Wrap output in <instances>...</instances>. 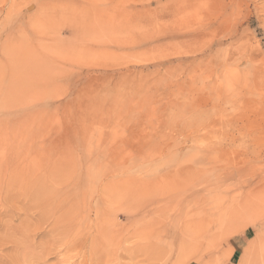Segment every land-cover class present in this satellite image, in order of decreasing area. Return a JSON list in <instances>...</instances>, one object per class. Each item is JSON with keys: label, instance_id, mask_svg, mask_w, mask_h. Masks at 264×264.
I'll return each mask as SVG.
<instances>
[{"label": "rangeland", "instance_id": "obj_1", "mask_svg": "<svg viewBox=\"0 0 264 264\" xmlns=\"http://www.w3.org/2000/svg\"><path fill=\"white\" fill-rule=\"evenodd\" d=\"M97 261L264 264V0H0V264Z\"/></svg>", "mask_w": 264, "mask_h": 264}, {"label": "bare ground", "instance_id": "obj_2", "mask_svg": "<svg viewBox=\"0 0 264 264\" xmlns=\"http://www.w3.org/2000/svg\"><path fill=\"white\" fill-rule=\"evenodd\" d=\"M11 157H12V156H11ZM12 160H14V159H12ZM31 167H33V166L31 165ZM24 174H25V173H24ZM24 174H23V175H24ZM26 175H27V174H26ZM21 178H22V177H21ZM23 178H25V177H23ZM26 178H29V177H26ZM26 178H25V180H26ZM28 180H31V179H28ZM55 180H56V179H55ZM59 180H60V179H58V182L56 181L57 184L61 183V182H59ZM63 180H64V179H63ZM112 180H113V179H112ZM49 181H50V180H49ZM46 182H47V181H46ZM28 183H30V181H28ZM28 183H27V185H28ZM31 183H32V182H31ZM31 183H30V184H31ZM33 183H34V182H33ZM50 183L52 184V182H50ZM56 183H53V184L55 185ZM75 183H76V182H75ZM25 184H26V183H25ZM27 185H26V186H27ZM32 185H33V184H32ZM36 185H39V182H38V184H37V182H36ZM36 185H34V186H36ZM44 185H46V184H44ZM101 185H102V184H101ZM26 186L24 185L25 188H26ZM28 186H29V188H30V185H28ZM32 187H33V186H32ZM32 187H31V188H32ZM36 187H37V186H36ZM45 187H47V185H46ZM50 187L53 189L52 186H50ZM69 187H70V186H69ZM75 187H76V185H75ZM109 187H110V186H109ZM21 188H22V187H21ZM27 188H28V187H27ZM29 188H28V189H29ZM51 188H48V189H49V190H52ZM55 188L57 189V187H55ZM34 189H36V188H34ZM34 189H33V190H34ZM46 189H47V188H46ZM67 189H68V188H67ZM70 189H71V187H70ZM75 189H76V188H75ZM21 190H22V189H21ZM23 190H24V189H23ZM40 190H41V189H40ZM40 190H39V191H40ZM49 190H48V191H49ZM65 190H66V189H65ZM28 191H30V190H28ZM39 191H38V192H39ZM46 191H47V190H46ZM61 191H63V190H61ZM61 191H60V192H61ZM25 192H26V191H25ZM30 192H31V191H30ZM49 192L51 193V191H49ZM49 192H48V194H49ZM23 193H24V191H23ZM44 193H45V192H44ZM53 193H54V192H53ZM73 193H74V192H73ZM36 194H37V192H36ZM40 194H41V193H40ZM42 194H43V193H42ZM45 194H46V193H45ZM51 194H52V193H51ZM51 194H50L51 197L54 196L53 194H52V195H51ZM54 194H55V193H54ZM56 194H57V192H56ZM61 194H63V193L61 192ZM32 195H33V191H32ZM32 195H31V197H32ZM57 195H58V194H57ZM57 195H56V196H57ZM59 195H60V193H59ZM34 196H35V195H34ZM37 196H39V195H36L35 197H37ZM42 196H44V195H40L39 197L42 198ZM46 196H47V195H46ZM35 197H32V198H35ZM26 198H27V197H26ZM44 198H45V197H43L42 199H44ZM54 198H55V197H54ZM74 198H77V197H74ZM27 199H28V198H27ZM51 199L53 200V198H51ZM35 200H37V199H35ZM39 200H40V199H39ZM56 200H57V199H56ZM66 200H67V199H66ZM75 200H76V199H75ZM24 201H25V200H24ZM37 201H38V200H37ZM53 201H54V200H53ZM57 201H60V199H58ZM42 202H43V201H42ZM48 202H49V201H48ZM75 202H76V201H75ZM39 203H40V202H39ZM49 203H50V202H49ZM58 203H59V202H58ZM67 203H69V202H67ZM72 203H73V202H72ZM41 204H42V203H41ZM43 204H44V203H43ZM53 204H54V203H53ZM69 204H70V203H69ZM73 204H74V203H73ZM85 204H86V203H85ZM35 205H36V204H35ZM35 205H34V206H35ZM37 205H38V204H37ZM48 205H49V204H48ZM54 205H56V204H54ZM79 205H81V204H79ZM40 206H44V209H46L45 207H47V206H45V205H40ZM67 206H68V205H67ZM67 206H66V208H68ZM52 207L54 208L55 206L52 205ZM70 207H71V206H70ZM72 207H73V205H72ZM79 207H80V206H79ZM34 208H36V207H34ZM50 208H51V207H50ZM55 208H56V207H55ZM57 208H59V207H57ZM77 208H78V207H77ZM40 209H41V208H40ZM40 209H39V210H40ZM48 209H49V206H48ZM68 209H69V208H68ZM32 210H33V209H32ZM37 210H38V209H37ZM37 210H36V211H37ZM42 210H43V209H42ZM51 210H52V209H51ZM76 210H77V209H76ZM26 211H27V210H26ZM46 211H47V210H46ZM48 211H49V210H48ZM48 211H47V212H48ZM66 211H67V209H66ZM69 211L71 212V209H69ZM73 211H74V209H73ZM70 212H69V213H70ZM74 212H76V211H74ZM39 213H40V212H39ZM43 213H44V212H43ZM69 213L66 212L65 215H66V214H69ZM26 214H27V213H26ZM43 215H44V214H43ZM47 215H48V213H47ZM75 215H76V214H75ZM66 216H68V215H66ZM69 216H70V214H69ZM48 217H49V216H48ZM70 217H71V216H70ZM72 217H73V216H72ZM45 218H46V217H45ZM75 218H76V217H75ZM65 219L68 220L67 217H65ZM70 219H71V218H70ZM76 219H77V218H76ZM105 219H106V218H105ZM72 221H73V220H72ZM75 221H76V220H75ZM75 221H73V223H74ZM103 221H104V220H103ZM105 221L107 222V219H106ZM105 221H104V222H105ZM65 222H66V221H65ZM65 222L63 223V225L61 224V226H64V224H66V223L68 224V222H66V223H65ZM70 222H71V220H70ZM98 222H99V220H98ZM98 222H97V223H98ZM157 223H158V222H157ZM67 224H66V225H67ZM100 224H101V221H100ZM68 225H69V224H68ZM71 225L73 226V224H70L69 226H71ZM76 225H77V221H76ZM97 225H98V224H97ZM159 225H160V224H159ZM57 226H58V225H57ZM69 226H68V228H69ZM72 226H71V227H72ZM14 227H15V226H14ZM59 227H60V226H59ZM59 227H58V228H59ZM75 227H77V226H75ZM75 227H74V228H75ZM64 228H65V227H64ZM68 228H67V231L69 230ZM18 229H19V228H18ZM55 229H56V228H55ZM64 230H66V229H64ZM71 230L73 231V229H71ZM75 230H76V228H75ZM154 230H155V229H154ZM29 231H30V228H29ZM22 232H23V231H22ZM64 232H65V231H64ZM71 233H72V232H71ZM99 233H100V232H99ZM64 234H65V233H64ZM67 234L70 235L69 232H67ZM134 234H135V233H134ZM12 235H13V234H12ZM103 235H104V233H103ZM146 236H147V235H146ZM22 238H23V237H22ZM22 238H21V240H22ZM97 239H98V238H97ZM99 239H100V238H99ZM17 241H18V240H17ZM28 242H30V241H28ZM49 242H50V241H49ZM55 242H56V241H55ZM72 242H73V241H72ZM75 242H76V241H75ZM145 242H146V241H145ZM63 244H65V243H63ZM69 244L72 245L71 242H70ZM45 245H46V244H45ZM75 245H76V244H75ZM43 246H44V245H43ZM66 246H67V245H66ZM82 246H83V245H82ZM119 246H120V245H119ZM19 247H20V246H19ZM19 247H18V248H19ZM21 247H22V246H21ZM53 247H54V246H53ZM98 247H99V246H98ZM102 247H103V249L106 251V249H107L109 246L107 245L106 248H105V246L102 245ZM22 248H23V247H22ZM75 248H76V247H75ZM89 248H91V247H89ZM116 248H117V247H116ZM118 248H119V247H118ZM118 248H117V250H118ZM46 249H47V248H46ZM57 249H58V248H57ZM91 249L94 250L93 247H92ZM91 249H90V250H91ZM97 249H98V248H97ZM97 249H96V250H97ZM103 249H102V251H103ZM110 249H111V248H110ZM110 249H108V250H110ZM121 249H122V248H121ZM121 249H120V251H121ZM128 249H129V248H128ZM20 250H21V249H20ZM100 250H101V248H100ZM100 250H99V252H100ZM108 250H107V251H108ZM122 250H123V249H122ZM42 251H43V250H42ZM46 251H47V250H46ZM60 252H61V251H60ZM82 252H83V251H82ZM50 253H51V252H50ZM92 253H93V252H92ZM97 253H98V252H97ZM100 253H101V252H100ZM100 253H98V254L101 255ZM102 253H103V252H102ZM126 253H128V252L126 251ZM132 253H133V252H132ZM93 254H95V253H93ZM93 254H92V255H93ZM41 255H42V254H41ZM46 255H47V254H46ZM116 255H117V254H116ZM149 255H150V254H149ZM80 256H81V255H80ZM80 256H79V257H80ZM96 256H97L96 259L99 258L98 255H96ZM137 256H138V255H137ZM83 257H84V256H83ZM93 257H95V256H93ZM89 258H90V257H89ZM104 258H105V257H104ZM8 259H9V258H8ZM86 259H87V258H86ZM93 259H94V258H93ZM101 259H102V258H101ZM101 259L99 258V261H100ZM99 261H97V262H95V263L97 264ZM19 262H20V261H19ZM104 262H105V261H104ZM104 262H103V263H104ZM106 262H107V261H106ZM13 263H14V262H13ZM73 263H74V262H73ZM95 263H94V264H95ZM99 263H101V262H99ZM86 264H87V263H86ZM105 264H106V263H105Z\"/></svg>", "mask_w": 264, "mask_h": 264}]
</instances>
